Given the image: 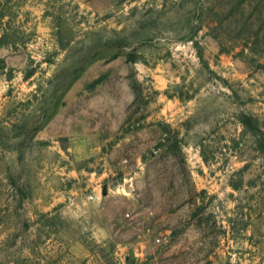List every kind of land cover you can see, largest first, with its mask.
<instances>
[{
	"label": "rangeland",
	"instance_id": "374dc122",
	"mask_svg": "<svg viewBox=\"0 0 264 264\" xmlns=\"http://www.w3.org/2000/svg\"><path fill=\"white\" fill-rule=\"evenodd\" d=\"M264 0H0V264H264Z\"/></svg>",
	"mask_w": 264,
	"mask_h": 264
},
{
	"label": "trees",
	"instance_id": "16d2710c",
	"mask_svg": "<svg viewBox=\"0 0 264 264\" xmlns=\"http://www.w3.org/2000/svg\"><path fill=\"white\" fill-rule=\"evenodd\" d=\"M242 122L244 126L248 128V130L253 132L258 148L264 154V133L256 125V120L252 119L251 117H245Z\"/></svg>",
	"mask_w": 264,
	"mask_h": 264
}]
</instances>
